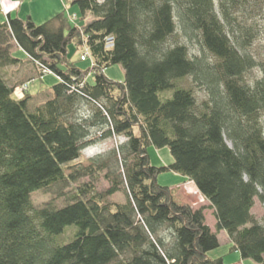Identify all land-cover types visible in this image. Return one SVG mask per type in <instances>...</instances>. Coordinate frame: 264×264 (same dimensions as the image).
Returning <instances> with one entry per match:
<instances>
[{"label":"trees","instance_id":"obj_1","mask_svg":"<svg viewBox=\"0 0 264 264\" xmlns=\"http://www.w3.org/2000/svg\"><path fill=\"white\" fill-rule=\"evenodd\" d=\"M259 3L72 0L75 24L64 12L57 27L0 18V71L23 63L11 54L16 48L57 80L30 112V96L13 99L17 85L0 73V264H224L207 255L220 232L242 261L264 264V218L251 213L255 198L264 209V65L252 88L241 83L253 61L240 40L251 34L244 23ZM69 47L86 48L93 68L79 70ZM113 65L122 67L123 82L104 75ZM188 77L207 99L198 103L181 85ZM93 132L125 141L67 175L66 166L93 147ZM149 147H167L172 162L152 166ZM161 173L193 183L208 207L176 204L157 181ZM85 179L60 208L31 203L34 192ZM100 180L103 191L93 185ZM118 194L123 201L114 200ZM71 226L70 240L56 244Z\"/></svg>","mask_w":264,"mask_h":264},{"label":"rangeland","instance_id":"obj_2","mask_svg":"<svg viewBox=\"0 0 264 264\" xmlns=\"http://www.w3.org/2000/svg\"><path fill=\"white\" fill-rule=\"evenodd\" d=\"M70 2H72V0H10V11H13V18L16 17V15H19L16 18L20 20H25L29 17L36 25H42L46 22H51L53 27H57V23L54 18L60 12H64L72 24L77 23L78 11L75 6L70 4ZM214 2L216 5L217 0H214ZM259 4L260 5L258 8L260 9H255L251 18H249L244 23L245 26L251 27V34H249L247 37H240L241 42H244V44L247 45L245 47L246 54L253 61V65L246 72H244L241 77V83L250 88H252L255 82L261 78V70L264 65V0H260ZM2 17V14H0V18ZM189 48L194 51L195 54L199 53L202 56L204 55L205 59L210 62L209 55L201 52L200 47L195 41H191L189 43ZM11 54L14 58L19 59L23 63H20L16 66L3 68L0 73L4 79L9 82V84L14 83L17 85L13 91V99L20 100L24 93H27L30 96V99L27 103V110L33 112L36 107L41 106L44 101L48 100L52 96L51 88L57 82V80L53 75L44 76V78L40 80L39 74L33 65L30 62H27V58L22 51L13 48ZM67 56L70 61L74 62L76 67L81 71H86L93 68V62L89 58V53L86 48L76 51L73 50L72 47H69ZM82 56L85 57L84 60H82ZM104 75L112 82L121 83L124 80V71L120 65H113L109 68H106L104 70ZM88 81L90 82L91 80L89 79ZM181 85L185 88H192L198 103L207 99L205 91L199 88L198 84H194L191 77H188L182 81ZM159 96L162 100L168 99L172 96V90L162 92L159 94ZM259 121L262 124L264 130L263 112L259 114ZM90 140L93 142H91L89 145H92L94 148H88L84 150L83 154H81V157L77 161L69 163L65 170L67 175L73 173L79 168L86 167L89 164L90 159L96 154L116 148L119 144L125 141L123 137H112L107 140H100L96 133L94 135V132ZM227 144L231 146L229 142H227ZM147 153L149 162L154 167L166 166L172 162V157L167 147L163 149L149 147L147 149ZM174 179L175 178L170 173H161L158 176L157 181L159 185L169 187L170 196L176 204L188 205L194 210L200 208L201 206L208 207L207 201L199 197L198 194H195L197 191L195 189L193 190V184L182 185L179 188H171L170 186H174ZM88 181V179L79 180L75 184L63 182L47 190L34 192L30 196L31 203L35 208H40L47 203H51L55 207L60 208L65 204L70 203V200L68 199L74 193L76 188L80 187L84 183H88ZM93 185L97 191H103L108 187V184L102 180H100L98 183L93 182ZM114 200L121 202L123 201V197L122 195L118 194L115 196ZM203 203H205L207 206ZM251 213L255 221H263L264 209L257 198L254 200V206L251 210ZM205 215L206 225L209 229H213L212 231L214 232L216 223L214 212L212 211L210 213H205ZM73 229L75 230V226L67 227L65 229L66 233L59 236L57 239L55 237V243L58 245L67 243L70 240V236L68 234H70ZM217 238L219 241V246L216 249L210 251L207 254L208 257L211 259L220 257L225 263L231 262V258L234 259V253L230 251L231 244L228 240L227 234L224 232L218 233ZM243 264L255 263L251 260H245Z\"/></svg>","mask_w":264,"mask_h":264},{"label":"crops","instance_id":"obj_3","mask_svg":"<svg viewBox=\"0 0 264 264\" xmlns=\"http://www.w3.org/2000/svg\"><path fill=\"white\" fill-rule=\"evenodd\" d=\"M0 3L2 4V7H3V11H5V13L6 14H9L11 17H13L12 16V12L13 11H10V0H0ZM6 4V5H5ZM18 14V13H17ZM19 15H16V17H18ZM171 174V173H170ZM173 175V177L175 178L174 179V186H170L171 188H179V187H181L182 185H187V184H193V183H191V182H187V181H185V179L184 178H182L181 176H178V175H175V174H172ZM193 190L195 189L196 191H197V189L195 188V186H194V184H193ZM196 195L198 194L199 195V197H201V195L198 193V191H197V193H195ZM195 194H194V196H195ZM202 198V197H201ZM197 200H198V198H197ZM204 205H206L205 203H203ZM207 205H209L208 204V202H207ZM206 205V206H207ZM213 210L212 209H207L206 211H205V213H210V212H212ZM205 213H204V215H205ZM206 216V215H205ZM211 230V229H210ZM213 230V229H212ZM211 230V231H212ZM213 232V231H212ZM221 233V232H220ZM230 242V241H229ZM233 256H234V259H232L231 258V262H229V263H225L224 262V264H237V263H240V264H243V262L244 261H242L241 260V258L239 259V254L238 253H234L233 254ZM238 258V259H237Z\"/></svg>","mask_w":264,"mask_h":264},{"label":"built area","instance_id":"obj_4","mask_svg":"<svg viewBox=\"0 0 264 264\" xmlns=\"http://www.w3.org/2000/svg\"><path fill=\"white\" fill-rule=\"evenodd\" d=\"M105 48L106 49H110L113 46V38L112 37H107L105 40ZM82 60L85 59L84 56L81 57ZM35 67L37 68V70L42 74V75H47V74H51V72L46 69L45 67H43L41 64H39L38 62L34 61ZM26 87V86H25ZM25 89V88H24Z\"/></svg>","mask_w":264,"mask_h":264},{"label":"bare ground","instance_id":"obj_5","mask_svg":"<svg viewBox=\"0 0 264 264\" xmlns=\"http://www.w3.org/2000/svg\"><path fill=\"white\" fill-rule=\"evenodd\" d=\"M40 64V63H39Z\"/></svg>","mask_w":264,"mask_h":264}]
</instances>
